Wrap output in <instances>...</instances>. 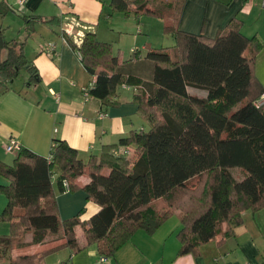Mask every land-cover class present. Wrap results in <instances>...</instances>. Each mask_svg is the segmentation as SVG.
<instances>
[{
    "label": "trees",
    "instance_id": "1",
    "mask_svg": "<svg viewBox=\"0 0 264 264\" xmlns=\"http://www.w3.org/2000/svg\"><path fill=\"white\" fill-rule=\"evenodd\" d=\"M184 3L113 0V13L165 18V30L174 37L173 48L145 55L141 74L121 68L111 44L93 33L71 43L96 78L89 100L107 106L114 103L121 86L137 88L134 102L149 129L131 132L101 158L92 155L87 162L59 139L53 140L49 158L20 147L12 165L0 160V176L8 180V185L0 184V193L8 199L0 218L11 225V235L0 237V264H45L46 256L63 246L82 249L76 227L84 230L86 246L96 243L101 255L114 256L137 230L155 232L175 210L181 211L184 224L180 254H190L218 236L232 237L243 224L244 212L264 208V102L260 103L264 92L255 85L253 60L245 56L249 45L255 43L257 50L261 45L243 35L236 18L215 39L180 30ZM139 53L133 52L127 67L138 62ZM134 67L133 73L138 70ZM24 68L38 78L26 60L24 44L0 32V94ZM189 88L207 96H192ZM234 169L245 173L241 180ZM85 175L90 182L81 187L78 180ZM200 178H206L202 196L188 198L186 207L174 193H186ZM78 191L99 205V212L84 221L83 210L62 221L57 194ZM158 201L165 203L157 211L152 206ZM60 233L64 245L12 257L15 250L44 245L48 237Z\"/></svg>",
    "mask_w": 264,
    "mask_h": 264
},
{
    "label": "crops",
    "instance_id": "2",
    "mask_svg": "<svg viewBox=\"0 0 264 264\" xmlns=\"http://www.w3.org/2000/svg\"><path fill=\"white\" fill-rule=\"evenodd\" d=\"M112 2L27 0L21 5V0H0V32L2 25L7 26L8 36L10 32L11 40L24 44L26 60L38 72V78L34 79L24 68V81L18 86H13L15 81L9 83L8 90L0 94L1 161L8 165L12 162L7 160L6 153L11 139L46 158L50 156L53 140H64L87 162L92 155L101 158L105 150L111 151L131 132L149 129L134 102L137 88L121 86L114 103L107 106L98 99L86 101L83 94V88L96 78L87 72L71 43L81 42L87 33L111 44L121 68L137 75L141 74L139 69L146 68L142 63L149 51L170 49L176 44L172 34L165 30V18L136 16L134 12L113 13ZM8 18L16 23V28ZM235 18L241 23L243 35L257 39L261 45L258 50L255 43L249 45L245 56L253 60L255 85L264 92V0H185L179 28L215 39ZM53 19L54 22L48 23ZM50 44L56 46L54 56L41 52ZM134 50L140 51L139 60L127 67L125 62L133 60ZM134 66L138 70L133 73L130 68ZM145 75L143 72L142 77ZM188 93L199 98L207 96L205 91L194 88H189ZM131 155L136 157L137 152L131 149ZM89 182L88 175L78 180L81 187ZM1 183L7 182L0 179ZM57 203L62 221L83 210L81 219L86 221L100 210L99 205L87 200L83 191L57 194ZM180 215L181 211L175 210L153 233L137 230L110 257L101 255L96 243L86 246L84 230L76 227V238L84 248L73 250L63 246L46 256L45 264H264V208L256 213L244 212L243 224L232 237L218 236L190 254H180L179 237L184 226ZM65 242L61 239L58 246ZM32 247L34 251L17 254L16 250L12 257L32 256L51 249H43L46 245ZM104 257L107 262L101 263Z\"/></svg>",
    "mask_w": 264,
    "mask_h": 264
},
{
    "label": "rangeland",
    "instance_id": "3",
    "mask_svg": "<svg viewBox=\"0 0 264 264\" xmlns=\"http://www.w3.org/2000/svg\"><path fill=\"white\" fill-rule=\"evenodd\" d=\"M1 3H2V1H1ZM1 18H4V14H3V16H1ZM8 20H9L10 24H12V26L14 28H16V23L14 21H11L9 18H8ZM2 28H3L2 29V32L5 33L7 39L8 40H11V38L9 37V36H11V33L9 32V36L7 34V31H9V29H7V26L2 25ZM183 57H184V55H182V58ZM25 73H26L25 72V69H21L19 76L16 78L17 80H15V82L13 83V86H18L19 83H22L24 81V79L26 77V74ZM6 153L8 155L7 156V160L12 161L10 163L12 165L13 164V156H14V153H8V152H6ZM232 172H233L234 176L236 177V179H238V180H241V178H243L244 175H245V173L242 172V171H240L239 169H234V170H232ZM0 179L1 180H6V182H8V180L6 178L2 177V176H0ZM205 181H206V178L196 179V180H194V181L191 182L190 189L187 190L186 193L185 192H181V191H176L174 193V195H176L178 198L182 199V201L185 202V206L188 207L187 204H186L188 201H191L192 198L198 197L200 195L202 196V193L201 192L203 190L202 188L204 187V182ZM1 184L8 185V183H6V184L1 183ZM197 187H198L197 190H193V189H195ZM188 198H190L191 200L188 199ZM164 203H165L164 201H158V202H155L152 207L158 211V209H160L163 206ZM7 205H8L7 196L5 194H3V193H0V217L3 214L4 210L6 209ZM16 213H22V211H17ZM10 235H11V225H10V222H8L7 220H3V219L0 218V237H8ZM61 238H62L61 233L58 236H50V237H48L47 240H46V242H45V244H44V245H46V247L43 248V249H49V248L57 247L61 243ZM27 241L28 242H31V234H29L27 236ZM34 250H35L34 247H32V248L27 247V248H23V249L17 250V254L22 253L21 251L30 253V252H32ZM5 263L3 262L2 264H5Z\"/></svg>",
    "mask_w": 264,
    "mask_h": 264
},
{
    "label": "built area",
    "instance_id": "4",
    "mask_svg": "<svg viewBox=\"0 0 264 264\" xmlns=\"http://www.w3.org/2000/svg\"><path fill=\"white\" fill-rule=\"evenodd\" d=\"M27 2V0H21V5H24ZM68 34H71L70 31L66 30L65 31ZM135 51V50H134ZM41 52L46 53L48 55L54 56L56 55V46L53 44L48 45L47 47L42 48ZM95 85V81H91L87 86H85L83 88V94L85 97V100L88 101L90 98V90L94 88ZM264 102V95L262 96L261 102ZM101 117H104L105 114H101ZM21 146H19L18 142L15 139H11V141L8 143V145L6 146V151L8 153H16ZM120 153H124L125 151L123 149H121V151H119ZM107 262V258H102L101 259V263H105Z\"/></svg>",
    "mask_w": 264,
    "mask_h": 264
}]
</instances>
